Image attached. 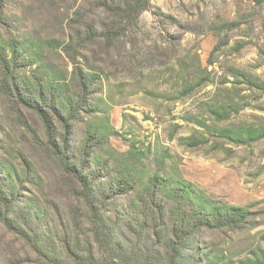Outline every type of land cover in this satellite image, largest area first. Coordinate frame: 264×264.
Instances as JSON below:
<instances>
[{"label": "rangeland", "instance_id": "obj_1", "mask_svg": "<svg viewBox=\"0 0 264 264\" xmlns=\"http://www.w3.org/2000/svg\"><path fill=\"white\" fill-rule=\"evenodd\" d=\"M149 2L151 9L134 26H125L113 47L106 48L101 37L83 51L86 59L79 58L80 66L93 69L99 79L90 106L73 127L71 150L78 156L85 133L96 132L108 139L93 140L89 170L99 169L105 159L109 170L118 172L122 155L134 144L141 183L153 173H178L214 200L251 206L260 212L254 229L204 236L206 245L226 250L234 259L243 257L264 235V138L235 144L212 129H264V0ZM95 3L3 0L0 45L8 51L12 40L69 41L82 30L77 12L100 31L111 18ZM225 23L234 26L226 28ZM39 53L42 62L31 65L27 60L20 67L25 77H35L41 65L50 75L60 71L66 82L71 80L72 64L59 48L45 47ZM8 86L0 74V169L15 197L9 217L37 234L42 252L74 264L66 258L63 236L74 252L85 255L92 245L87 208L74 196L60 162L34 141L33 131L42 136L43 127L18 105ZM68 87L77 92L73 82ZM214 108L226 110L218 117L221 121L211 113ZM192 135H204L208 142L181 144L180 139ZM127 206V199H118L108 208L114 215ZM38 260L31 244L0 221V264H40Z\"/></svg>", "mask_w": 264, "mask_h": 264}, {"label": "trees", "instance_id": "obj_2", "mask_svg": "<svg viewBox=\"0 0 264 264\" xmlns=\"http://www.w3.org/2000/svg\"><path fill=\"white\" fill-rule=\"evenodd\" d=\"M95 2L96 8L98 2V7L111 18L100 31L94 22L85 21L87 15L77 12L75 16L81 22L82 30L78 29L76 36L69 41L12 40L8 51L0 45V74L9 82L10 95L43 127L42 136L33 131L34 141L60 162L74 196L87 208L92 245L86 249L85 255H79L63 236L66 258L74 264H264V235L259 237L257 245L236 259L226 250H218L217 246L206 245L204 241V236L212 232L233 233L254 229L260 212L253 211L251 206H232L214 200L178 173L177 176L164 171L163 176L153 173L145 183H141L137 166L140 165L139 154L134 144H130L122 155L124 162L118 172H111L109 161L105 159L98 165L99 169L89 170L95 151L93 140L99 142L108 139L98 136L96 132L85 133L87 136L82 149L78 156H74L70 146L73 127L80 114L90 106L88 100L96 93L95 85L99 79L93 69L84 70L80 66L79 58L86 59L83 51L100 42L101 37L106 40V48L113 47L118 37L124 34L125 26H134L139 15L151 9L149 0ZM223 26L231 28L234 23ZM45 47L59 48L69 58L72 64L69 82L76 86V93H70L69 82L60 71H51L50 75L41 69V65H37L38 74L35 77L27 78L21 73L20 67L25 61L29 60L31 65L42 62L39 51ZM44 74L49 78H45ZM211 113L216 121H221L219 118L226 115V110L214 108ZM202 126L208 128L205 124ZM212 130L219 138L235 144L251 145L264 138L263 128L251 126L234 129L214 127ZM180 140L188 147L208 142L204 135H192ZM94 160H97L96 157ZM103 170L108 172L104 174ZM7 178V174L0 169V221L4 227L31 244L38 263L64 264L61 258L52 253L46 252L49 257L42 252L41 241L36 240L37 234H29L9 217L14 214L12 204L15 197L13 200V191L7 190ZM118 199L128 200L127 210L110 214L108 206H113ZM25 222L27 225V220ZM44 259H48V263Z\"/></svg>", "mask_w": 264, "mask_h": 264}]
</instances>
